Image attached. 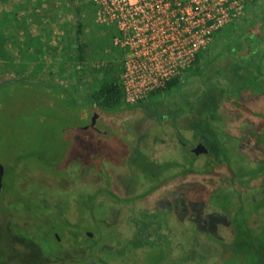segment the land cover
I'll list each match as a JSON object with an SVG mask.
<instances>
[{
    "label": "rangeland",
    "instance_id": "374dc122",
    "mask_svg": "<svg viewBox=\"0 0 264 264\" xmlns=\"http://www.w3.org/2000/svg\"><path fill=\"white\" fill-rule=\"evenodd\" d=\"M230 1L239 12L173 87L126 105L116 23L97 16L98 0H0V85L17 81L0 93V264H243L231 251L236 230L263 246L253 225L264 212L254 145L264 0ZM94 113L110 126L105 136L82 129ZM198 143L208 154L191 151ZM125 145L156 164L164 184L146 193L159 182L118 161ZM210 160L219 164L208 174ZM204 178L221 197L197 198Z\"/></svg>",
    "mask_w": 264,
    "mask_h": 264
},
{
    "label": "built area",
    "instance_id": "2783aa9c",
    "mask_svg": "<svg viewBox=\"0 0 264 264\" xmlns=\"http://www.w3.org/2000/svg\"><path fill=\"white\" fill-rule=\"evenodd\" d=\"M97 16L116 23L113 45L124 53L120 77L126 105L149 99L193 62L234 14L230 0H98ZM160 39L153 47L151 39Z\"/></svg>",
    "mask_w": 264,
    "mask_h": 264
},
{
    "label": "trees",
    "instance_id": "16d2710c",
    "mask_svg": "<svg viewBox=\"0 0 264 264\" xmlns=\"http://www.w3.org/2000/svg\"><path fill=\"white\" fill-rule=\"evenodd\" d=\"M81 34H82V24H81V22H78L77 26H76V31H75V37H76V58L75 59L78 63H82L84 61L85 49H86V44L83 43L80 39ZM244 40H245V43L248 44L250 39L248 40V38H246ZM245 43H243V42L239 43L240 47L241 46L243 47V45H245ZM15 82H17V81L1 84L0 85V93L4 94L3 88L7 87L9 85H12ZM174 83H175L174 80H172L166 85V87L171 88V87H173ZM26 85L30 86L31 84H26ZM74 106H76V105H74ZM113 143L116 144L115 142H112V144ZM125 146H127V145H125ZM127 147H128L127 151L124 152V157L118 161L123 162V164L129 168H135L136 170L142 171L145 174H146V172H149V175H150L148 177L149 180L155 179V180H158V182H159L158 186L149 188V190L146 193L153 192V190H155L157 187L164 184V183H162L163 181L158 179L161 176L160 175L161 171H158V170L155 171V169H153L157 165L154 164L153 162H151L140 149H138L136 147H129V146H127ZM128 153H129V155H127ZM181 155L183 157L184 162L189 163L190 160L187 158L185 150L181 151ZM218 164H219L218 161L210 160L208 165H207V168H209V169L208 170L206 169L205 172H207L208 174H211L214 171L213 167L218 166ZM95 166H96V164H91L90 167L89 166L87 167V169L94 168ZM11 171H14V168L11 169ZM184 171H186V169L183 170V172ZM150 177H151V179H150ZM204 180H205L204 182L200 181V183L197 184V186L202 190V192L198 193L197 198H200L201 200L205 201V200L215 199V197H221V196L216 195L217 193L212 191V186H209V183L206 184L207 182H209V180L206 178H204ZM110 194H111V192H110ZM239 215L241 217V222H242V220H244V213L241 209L239 211ZM239 231L240 230H236V238L234 239V245H233V248L231 251L236 255H242L243 254L242 255L243 257L240 256L244 259L243 264H264V244H263V246H261V245L256 246L253 241H249V242L245 241V238L243 241V237H245L244 236L245 234L240 233ZM243 232H246V229L243 230ZM139 246H141V245H139ZM163 259L164 258H162V256H160L158 259L155 258V261L152 264H161Z\"/></svg>",
    "mask_w": 264,
    "mask_h": 264
},
{
    "label": "flooded vegetation",
    "instance_id": "af4514ba",
    "mask_svg": "<svg viewBox=\"0 0 264 264\" xmlns=\"http://www.w3.org/2000/svg\"><path fill=\"white\" fill-rule=\"evenodd\" d=\"M93 115V114H92ZM255 124H254V145L256 146L255 147V153L259 159V174H261V164L264 162V109H260V110H257L255 112ZM131 116V114L125 116V117H122L124 120H127L129 117ZM102 116L97 114V117L95 118V122H94V126L91 128L95 133H97L98 135L100 136H105L106 135V130H108L107 128H102L101 126H107V123L105 122V120L103 121L102 120ZM91 120V118H90ZM98 123L100 125V128H98ZM90 124V122H89ZM108 128H110V126H107ZM89 128V127H88ZM111 131V130H110ZM113 134L115 135H118V132L116 131H112ZM199 144V143H198ZM196 146V145H195ZM204 146V145H203ZM205 147V146H204ZM206 148V147H205ZM207 149V148H206ZM193 150V149H192ZM191 150V151H192ZM208 154V149H207V153ZM264 170V169H263ZM5 173V174H4ZM6 175V171L3 172V175H2V181H1V192H0V197L2 196V193L6 190L5 186H3V176ZM5 189V190H4ZM237 196L239 197V195H236V198ZM262 201V200H261ZM264 206V205H263ZM264 211V209H262ZM244 213V212H243ZM255 222H254V228H261V229H264V212L262 213V216H258L256 213H255ZM246 224H249V222H246ZM56 236V235H55Z\"/></svg>",
    "mask_w": 264,
    "mask_h": 264
},
{
    "label": "water",
    "instance_id": "95a60500",
    "mask_svg": "<svg viewBox=\"0 0 264 264\" xmlns=\"http://www.w3.org/2000/svg\"><path fill=\"white\" fill-rule=\"evenodd\" d=\"M97 117V114L94 113L92 116H91V120H90V124L88 126H85L83 127L82 129L85 130L87 129L88 127L89 128H92L94 126V122H95V118ZM192 152L196 155L200 154V153H203V154H206L207 153V149L202 145V144H197L195 146V148H193ZM3 172H4V168L3 166L0 164V192H1V181H2V175H3ZM88 236L91 237V235L88 233Z\"/></svg>",
    "mask_w": 264,
    "mask_h": 264
}]
</instances>
